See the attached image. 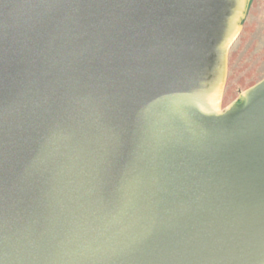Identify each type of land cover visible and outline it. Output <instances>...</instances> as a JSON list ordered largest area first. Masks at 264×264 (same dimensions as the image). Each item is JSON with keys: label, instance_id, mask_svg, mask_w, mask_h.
<instances>
[{"label": "water", "instance_id": "1", "mask_svg": "<svg viewBox=\"0 0 264 264\" xmlns=\"http://www.w3.org/2000/svg\"><path fill=\"white\" fill-rule=\"evenodd\" d=\"M250 2L0 0V264H264Z\"/></svg>", "mask_w": 264, "mask_h": 264}, {"label": "rangeland", "instance_id": "2", "mask_svg": "<svg viewBox=\"0 0 264 264\" xmlns=\"http://www.w3.org/2000/svg\"><path fill=\"white\" fill-rule=\"evenodd\" d=\"M264 78V0H251L242 31L232 45L222 105L239 101L240 93Z\"/></svg>", "mask_w": 264, "mask_h": 264}]
</instances>
